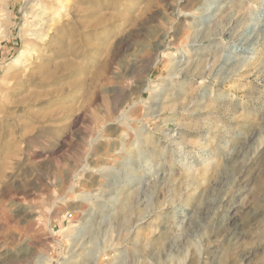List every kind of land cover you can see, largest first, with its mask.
<instances>
[{
  "label": "rangeland",
  "instance_id": "374dc122",
  "mask_svg": "<svg viewBox=\"0 0 264 264\" xmlns=\"http://www.w3.org/2000/svg\"><path fill=\"white\" fill-rule=\"evenodd\" d=\"M0 264H264V0H0Z\"/></svg>",
  "mask_w": 264,
  "mask_h": 264
},
{
  "label": "bare ground",
  "instance_id": "6f19581e",
  "mask_svg": "<svg viewBox=\"0 0 264 264\" xmlns=\"http://www.w3.org/2000/svg\"><path fill=\"white\" fill-rule=\"evenodd\" d=\"M54 2H56V3H58V5H59V7H60V5H62L63 4V2H64V0H53ZM34 8V7H33ZM32 12V11H31ZM52 11H49L48 13H46V12H43L42 14H34L33 12H32V16L35 18V19H37V20H39V22H45V21H48L49 20V18L48 17H51L52 16ZM51 19H53V18H51ZM27 20V19H26ZM39 24H38V22H31V23H29V24H27V26H30V27H32V26H38ZM32 35H34L37 39L38 38H41L42 36H45L46 35V33H42V32H40V31H36V32H34ZM29 47H27V49H28ZM28 50H33L32 49V47H31V49H28ZM24 55V53H22V55H21V57L17 60L18 62L17 63H19L20 61H21V58H22V56ZM88 162V161H87ZM81 168V167H80ZM83 168V167H82ZM81 168V169H82ZM86 169V168H85ZM91 172V171H90ZM89 172V173H90ZM94 173V172H93ZM81 177V176H80ZM76 178V177H75ZM238 231H234V232H232L233 233V236L237 233ZM116 244H114V246H115ZM114 246H113V248H114ZM112 247V246H111ZM100 250V249H99ZM110 250H113V249H110ZM102 251V250H101ZM104 252V251H103ZM105 252H107V249H106V251ZM104 252V253H105ZM102 256H104V255H102ZM97 259L98 258H96L95 260L97 261ZM94 260V261H95ZM100 261H101V259H100ZM94 263H96V262H94Z\"/></svg>",
  "mask_w": 264,
  "mask_h": 264
}]
</instances>
